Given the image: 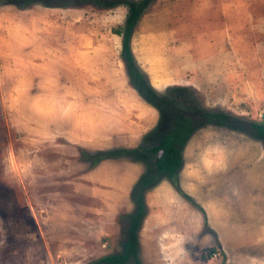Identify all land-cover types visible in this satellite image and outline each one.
Returning <instances> with one entry per match:
<instances>
[{
	"label": "rangeland",
	"instance_id": "374dc122",
	"mask_svg": "<svg viewBox=\"0 0 264 264\" xmlns=\"http://www.w3.org/2000/svg\"><path fill=\"white\" fill-rule=\"evenodd\" d=\"M129 1L0 0V264L124 251L173 125L130 74ZM129 44L178 109L264 122V0H151ZM182 159L142 192L126 264H264V139L203 125Z\"/></svg>",
	"mask_w": 264,
	"mask_h": 264
},
{
	"label": "trees",
	"instance_id": "16d2710c",
	"mask_svg": "<svg viewBox=\"0 0 264 264\" xmlns=\"http://www.w3.org/2000/svg\"><path fill=\"white\" fill-rule=\"evenodd\" d=\"M151 0H140L137 2H128L129 14L126 19V25H124V47L123 54L128 61V67L130 74L134 77L133 81L138 88L139 92L156 105L165 114H168L173 119L172 127L163 134L158 144L148 148L149 152L158 153L160 156L155 161L157 169L156 174L144 175L138 182L137 190L138 194L135 196L137 205V211L132 214L130 225L128 229V239L125 242L124 251L120 254H112L103 257L101 261L108 264H126L131 257L137 259V245L138 237L137 232L140 225V219L144 212V189L153 184L157 176L166 173L169 177L177 179L179 169L183 164L182 159V147L190 137L192 132L199 126L203 125H219L226 126L234 130H238L252 136H256L264 139V122L257 119L255 121L243 119L238 116L228 114L225 112L207 111L199 108L197 105H193V112L191 114L184 112L173 106L165 96L159 95L153 87L142 77L139 70L135 67L132 60V53L129 44V38L137 23V20L149 4ZM123 27L116 29V32L121 31ZM173 106V107H172ZM262 118L264 113L261 114Z\"/></svg>",
	"mask_w": 264,
	"mask_h": 264
}]
</instances>
